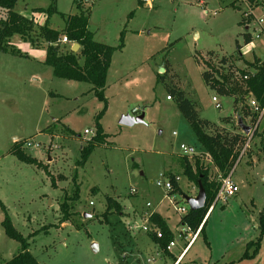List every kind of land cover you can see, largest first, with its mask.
<instances>
[{
	"label": "rangeland",
	"instance_id": "obj_1",
	"mask_svg": "<svg viewBox=\"0 0 264 264\" xmlns=\"http://www.w3.org/2000/svg\"><path fill=\"white\" fill-rule=\"evenodd\" d=\"M73 1L55 0L57 13L49 19L50 28L61 31L65 18L77 14ZM83 1L84 8L90 9L88 30L94 41L115 47L124 29V48L113 54L104 88L107 107L100 125L107 138L84 166L77 164L80 149L92 136H85L84 130L95 133V117L103 108L92 86L56 78L50 67L23 56L0 54V202L23 237L39 231L28 240L29 252L39 264H264V239L256 257L240 260L246 244L258 237V218L264 215L260 149L264 134L251 138L238 151L229 172L236 194L210 207L203 221L205 238L196 237L185 253L181 251L189 237L177 236L183 231L181 215L155 186L161 175L172 174L181 189L175 193L179 206L188 207L183 197H196L197 187L182 174L181 144L189 151V159L199 158L214 179L208 154L175 100L166 99L168 90L179 88L201 119L241 133L237 119L247 125L250 116L237 117L234 97L218 94L202 75L208 71L224 81L241 98L237 107L249 108L245 77L255 74L249 64L264 61V35L244 49V57L239 56L236 42L244 46L240 24L244 8L237 1L232 5L234 0ZM50 5L51 0H17L13 11L37 18L38 26L45 18L33 10ZM34 40L36 49L43 48L40 40ZM11 43L14 48L28 45L16 36ZM25 47L21 52H26ZM253 54L258 57L252 58ZM212 97L220 109L214 107ZM141 114L142 123H119L122 117L135 119ZM227 117L230 121L224 122ZM263 128L264 116L258 132ZM14 137V142L22 143L21 150L48 173L8 154ZM107 198L119 209L104 216ZM63 202L68 205L69 220L60 224ZM154 209L173 231L176 246L170 253L162 252L142 229ZM2 220L0 209V264L20 249L4 234ZM180 252L183 256L174 261Z\"/></svg>",
	"mask_w": 264,
	"mask_h": 264
},
{
	"label": "trees",
	"instance_id": "obj_2",
	"mask_svg": "<svg viewBox=\"0 0 264 264\" xmlns=\"http://www.w3.org/2000/svg\"><path fill=\"white\" fill-rule=\"evenodd\" d=\"M259 1L261 0H247L250 5L253 3L257 4ZM16 2L17 0H0V10L3 12V17H0V54L22 57L20 51L13 47L11 43L12 38L16 36L21 41L27 42L30 45L32 44L31 46L33 48H37L36 41L34 40L35 37L36 40H40L39 43H41L43 46L42 49L45 51L44 64L52 69L54 77L66 81L90 84L94 96L103 103L102 110L95 117V133L88 140L86 145L80 149V159L77 164L82 167L87 162L95 147L99 144H103L107 138V135L100 125L101 117L107 107L106 99L104 98V88L106 86V77L110 68L112 56L116 51H121L124 48V29L120 32L118 45L111 47L94 41L93 34L88 30L90 9L89 7L84 8L83 0L73 1L77 14L65 18L64 26L61 31L54 30L49 26L50 17L57 13L55 0H51V5L46 9L36 8L33 10L34 13L43 14L45 18L44 23L38 26L35 25L33 17L27 18L13 11ZM235 2L236 0L231 4L234 5ZM140 4H142V2H140ZM132 14V12L129 14V18ZM240 24H243L242 19ZM62 37L67 39L69 45L61 44L60 47L59 44H57ZM243 42L244 45L250 44L252 42L251 36L249 34H243ZM70 43L79 46L76 52L72 51ZM240 49L241 46L236 42V50L239 56ZM249 65L253 66L255 74L245 80L248 92L246 96H249L248 98L253 97L259 107L264 108V61L257 64L253 62ZM167 70L166 66V72ZM202 76L206 84L215 89L218 94L234 97V113H236L237 117L250 116L251 120L255 119L256 116L250 112L248 107H243L241 109L237 107L241 98L237 97L235 92L228 87L224 81H217L214 79L212 73L208 71L204 72ZM158 80L162 81L163 76H159ZM168 92V97L175 100L178 111L188 122L194 132L197 142L204 149L205 153L208 154L213 166L222 176H227L234 161L237 159L238 151L247 143L248 136L242 132L230 133L224 131L223 128H219L209 121L201 119L198 116L194 104L188 100L184 93L176 86L170 88ZM230 118L231 117L224 118L223 121L229 122ZM236 129L240 130L238 126H236ZM208 131H212V133L210 134ZM263 134L264 128L261 133H259L257 127L252 138H261ZM21 147L22 143L14 142L8 154L14 156L18 161L24 164L35 166L48 173L45 166L35 158L24 153ZM260 149L264 155L263 140L260 142ZM180 166L183 176H185L190 183H193L196 187L198 186V182L202 185L205 193V205L202 209L196 211L188 210L187 214L180 218L179 224L187 226L192 232H196L201 226L198 236L202 234L203 238H205V223L203 221L212 205L219 184L211 178L209 168L195 156H192L191 159H189L188 156H182ZM168 177L173 186L172 193H181L178 183L175 181L176 176L171 174ZM74 196V198L77 199V189L74 191ZM0 209L3 212L1 226L4 230V234L9 239L19 243L20 246L19 252L2 264H39L35 257L29 252L28 243V240L39 231L32 233L28 237H23L12 225L11 219L1 202ZM114 209L118 210L119 205L111 198H107V207L104 216ZM68 210L67 203H61L60 211L63 215L60 219V224L69 220ZM150 222L159 229L162 237L157 238L155 234H148L149 239L157 245L162 252L167 253V245L174 240L173 232L167 226L166 222L157 214L150 217ZM258 231L259 234L256 240L246 244L245 251L240 260L253 259L258 254L261 241L264 239L263 214L258 218ZM174 261H176V259ZM229 264L233 263L231 262Z\"/></svg>",
	"mask_w": 264,
	"mask_h": 264
},
{
	"label": "built area",
	"instance_id": "obj_3",
	"mask_svg": "<svg viewBox=\"0 0 264 264\" xmlns=\"http://www.w3.org/2000/svg\"><path fill=\"white\" fill-rule=\"evenodd\" d=\"M236 1L239 2V4L242 5L244 8V10L241 12L243 25L247 27V30H249L250 36L253 40L259 39L261 36L264 35V1L261 0L257 4L253 3L252 5H250L247 2V0H236ZM40 17L41 16L38 17L39 21H40ZM36 20L37 18L34 19V22H36ZM57 44H69V43L65 37H62L57 42ZM70 45L72 46L71 43ZM245 79H247V77H245ZM166 99L170 100L169 97H167ZM248 100H249V105H248L249 110L256 117L254 120H251V117H248L250 118L251 123L247 124V126L250 128V132L249 134H247L248 136L247 143L252 138L254 131L257 129V127L259 126L262 120V117L264 116V108H260L258 103L254 100V98H248ZM212 102L214 103V107L216 109H220V105L215 97H212ZM133 112L135 113L137 112V110L135 109L133 110ZM93 134L94 132H92L91 130H87V129L84 130L85 136L88 135L93 136ZM24 146H31V144L26 143ZM180 149L183 151L184 156H189L190 153L184 145L181 144ZM208 163L213 166L211 159L208 161ZM213 176H214V180L219 184V188L216 192L211 207L218 202L225 203L228 198L233 197L236 194V185L231 179V174H228L227 176H222L221 173L214 167ZM177 180L178 178L175 177L176 182ZM155 186L162 189L165 192L166 194L165 196L168 201V204L173 208V210L176 213L180 214L181 217L187 214L189 208L188 207L184 208L183 206L178 205V202L175 199V193H172L173 186L169 177H164L163 175H161L159 179L155 182ZM131 193H135V191L132 189ZM183 201L185 202L184 197H183ZM146 207L149 208L150 203H146ZM151 216L152 215L150 214L149 217ZM149 217L145 219L146 225L143 226L142 229L144 230V232H147L148 234H155L157 238H161L162 237L161 232L152 222H150ZM182 227H183V231L178 232L177 236L178 238H182V239L189 237L188 243H186L185 247L182 250V252H185L187 247L195 240L196 237H198V233L200 231L201 226L196 230V232H192L187 226L182 225ZM175 246H176L175 241L173 240L167 245L166 251L167 252L170 251V249H172Z\"/></svg>",
	"mask_w": 264,
	"mask_h": 264
},
{
	"label": "water",
	"instance_id": "obj_4",
	"mask_svg": "<svg viewBox=\"0 0 264 264\" xmlns=\"http://www.w3.org/2000/svg\"><path fill=\"white\" fill-rule=\"evenodd\" d=\"M142 2H146L148 0H141ZM75 48H79V46L77 44H73L72 45V51L75 52ZM143 117L144 115L141 114L139 117L133 119V118H129V117H122L119 121V123L121 125H128L131 126L135 123H142L143 122ZM237 125L239 127V129L243 132V134L247 135L250 132V128L243 124L242 120L240 118L237 119ZM197 195L196 197H184V200L186 202V204L188 205L189 211H196L199 209H202L205 205V193H204V189L202 187V185L200 184V182H198L197 184ZM87 215H84V217H86Z\"/></svg>",
	"mask_w": 264,
	"mask_h": 264
},
{
	"label": "crops",
	"instance_id": "obj_5",
	"mask_svg": "<svg viewBox=\"0 0 264 264\" xmlns=\"http://www.w3.org/2000/svg\"><path fill=\"white\" fill-rule=\"evenodd\" d=\"M243 25V24H242ZM244 26V31H245V33L244 34H250L249 33V30H247V27L245 26V25H243ZM18 43H21V42H18ZM252 44H253V39H252V42L250 43V44H248V45H244L243 47L241 46V49H240V57H244V54H243V51H244V49L246 48V47H249V46H252ZM24 45V46H23ZM26 46V47H25ZM23 47H25V48H27V49H25L26 50V52H21V49H23L24 50V48ZM16 48H18L19 50H20V52L22 53L21 55L24 57V58H26V59H30V60H33L34 62H36V63H38V64H44V60H45V51H44V49H36V48H33L32 46H30L29 44L27 45L26 43L25 44H19V46H16ZM21 48V49H20ZM77 48H75V50H76ZM254 55L255 54H253V56H252V58L254 57ZM255 56H257V55H255ZM258 57V56H257ZM244 60H246V59H244ZM251 60V59H250ZM250 60H246L247 62H250ZM17 140V138L16 137H14L13 138V143H14V141H16ZM177 183H178V180H177ZM178 186H179V184H178ZM179 188H180V186H179ZM181 190V189H180ZM148 203V202H147ZM145 206H146V204H145ZM150 207H151V205H150ZM149 207V208H150ZM147 208V207H146ZM142 212H144V210H142ZM145 212H147V211H145ZM144 212V213H145ZM151 213H154V214H157V215H159L160 216V218L161 219H163L165 222H166V220H165V218H163V216L160 214V213H158L155 209L154 210H152V212ZM167 224V223H166ZM168 226V225H167ZM169 227V226H168ZM171 230V229H170ZM173 232V231H172ZM188 248V247H187ZM187 250V249H186ZM182 252V251H181ZM181 252H180V254L178 255V257H177V260L176 261H178L182 256H183V254L185 253H182L181 254ZM168 253H170V251H168Z\"/></svg>",
	"mask_w": 264,
	"mask_h": 264
}]
</instances>
